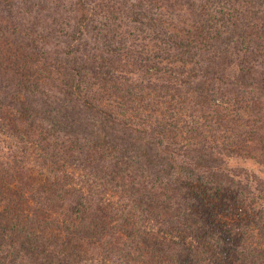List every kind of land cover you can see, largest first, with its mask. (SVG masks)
<instances>
[{
	"label": "trees",
	"instance_id": "trees-1",
	"mask_svg": "<svg viewBox=\"0 0 264 264\" xmlns=\"http://www.w3.org/2000/svg\"><path fill=\"white\" fill-rule=\"evenodd\" d=\"M0 131V264H264V0H0Z\"/></svg>",
	"mask_w": 264,
	"mask_h": 264
},
{
	"label": "rangeland",
	"instance_id": "rangeland-1",
	"mask_svg": "<svg viewBox=\"0 0 264 264\" xmlns=\"http://www.w3.org/2000/svg\"><path fill=\"white\" fill-rule=\"evenodd\" d=\"M16 142H17V140H15L13 136H11L10 134L7 135L4 132L0 131V161L1 162H6L9 155H11L14 150H16V148H15ZM73 162H76V161H73ZM233 162L243 164V160L233 159L232 163ZM247 166L252 168L253 165L247 164ZM28 169L30 171L32 170V173L35 174L34 176L36 178L44 179V180L53 178V173H52L51 169L41 165V163L39 161H36V157H32ZM64 172H66L69 176L74 178L75 183L86 184V185H90V186L91 185L96 186L95 182H93V180H91L88 175L82 176L80 168L78 166L76 167V169H70L67 167L66 171H64ZM88 178L90 180H88ZM108 198H111V197H108ZM59 211L62 212V209H60ZM61 218H62L61 214L58 215L57 217L52 218L53 221L51 223L54 224L52 226H54L55 229H53V231L51 232V235H49L50 237H54L57 235L60 236V235L64 234L60 230L61 229V222H60ZM41 224L43 225V227L47 226L43 222ZM117 235H119V236H117L118 238L125 239V236H123L121 234H117ZM164 238H165V236H164ZM99 253H101L100 249L97 250V248H96L94 250V256L97 258V260H99V261H96L97 264H118L117 261H114V259H111L109 257L103 256L102 258H100L101 256ZM103 260H107L106 263H104Z\"/></svg>",
	"mask_w": 264,
	"mask_h": 264
}]
</instances>
